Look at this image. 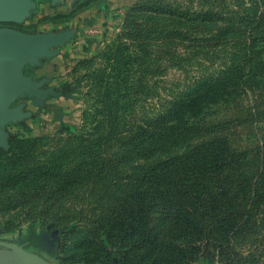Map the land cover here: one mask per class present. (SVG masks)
Listing matches in <instances>:
<instances>
[{
    "label": "rangeland",
    "instance_id": "1",
    "mask_svg": "<svg viewBox=\"0 0 264 264\" xmlns=\"http://www.w3.org/2000/svg\"><path fill=\"white\" fill-rule=\"evenodd\" d=\"M63 2L34 0L37 12L23 23L0 26L82 27L67 21L79 0ZM109 23L74 32L61 48L49 85L69 92L57 111L27 129L4 128L17 144L9 156L0 150V241L47 237L49 253L29 249L50 264H264L262 201L242 225L250 203L227 195L213 216L223 214L215 228L225 230L200 238L165 208L170 185L151 173L191 145L222 138L244 155L251 182L264 185V0H132ZM172 111L193 128L190 138L158 142ZM134 212L138 221L126 228ZM138 226L142 233H129ZM205 245L212 254L192 250Z\"/></svg>",
    "mask_w": 264,
    "mask_h": 264
},
{
    "label": "trees",
    "instance_id": "2",
    "mask_svg": "<svg viewBox=\"0 0 264 264\" xmlns=\"http://www.w3.org/2000/svg\"><path fill=\"white\" fill-rule=\"evenodd\" d=\"M62 1L63 0H53L51 2L53 4H58ZM75 1L76 0H74V2ZM30 2L34 4V0H30ZM25 3V0H0V14H2L3 17L2 21H5L9 17L13 18L18 16ZM32 11H34V5H32L27 11V14L24 15L23 21L17 24H21L29 18ZM0 24L11 23L6 22ZM0 29H10L24 35L45 34L37 31L31 32L23 29L9 28L7 26H0ZM69 33H62L60 35L57 46H62L69 41ZM54 55L55 52L52 51L51 57ZM39 61L40 59L38 63ZM0 66L4 70H7V68H16L15 66H10L9 61L2 62ZM23 70L24 67L20 70L21 77L29 78L25 75ZM3 86L8 92L9 89L13 88V82L3 81ZM37 88L40 91L39 98L29 96L26 93H16L8 109H14L15 106H13V103L20 98H28L33 100L35 104H39L47 96H64L69 92L67 88L62 90L52 88L43 89L39 83ZM192 101L193 99H186L184 103H187V106H191ZM178 105L179 103H176L174 106ZM47 110L56 112L57 108L48 106ZM168 116L170 124L167 128H164L163 132L159 133L160 137L156 141L164 142L166 139L177 140L179 138H190L189 129L193 128L189 127L188 129H184L180 127V114L172 111ZM25 117L26 114L23 113V119ZM23 119L15 121L13 124L21 127L23 126ZM0 130H4V128L0 126ZM200 130L201 132L197 131L196 135L202 136L206 133L204 129ZM3 138L5 139V144L4 146H0V150L9 156L15 152L14 148L17 144V136L12 133L4 132ZM243 167H245L244 155L234 152L226 139L209 138L187 147L179 155L171 156L157 163L151 170V173L154 179L166 177L167 184L170 185L167 186V196H173V198L168 199L167 196L161 198L167 199L166 203L168 207L165 208L171 211L175 219H178L180 224L184 225L191 234L197 235L200 238H208L212 231L216 229L225 230L226 228V226L215 228L216 226H221L223 214L218 215L214 222L213 216L216 215L214 207L218 206L220 204L219 202L227 195L236 193L235 196L237 198L241 197L242 200L249 201L250 205L248 209L241 213V217H239V220H243L242 225L246 224L248 220H251L255 205L260 204L262 201V207H264V185L261 187L254 179L251 182L247 176V171H244ZM263 173L264 166H262V174ZM154 184L159 185L160 183L154 181ZM158 188L159 186L153 187V191H157ZM156 200L158 201L160 199L158 198ZM238 214L240 213H237V215ZM137 221L138 217L134 212L130 217L124 220V224L126 228L131 229L136 225L135 222ZM229 222L232 221H228V223ZM142 231L143 228H139L138 226L136 232L129 233L135 235L136 233H142ZM201 247L202 246L192 250L195 252L198 251V256L204 254V252L206 256L212 254V251L208 249L207 245L204 246L205 251L204 248ZM114 263L115 262H113V264Z\"/></svg>",
    "mask_w": 264,
    "mask_h": 264
},
{
    "label": "water",
    "instance_id": "3",
    "mask_svg": "<svg viewBox=\"0 0 264 264\" xmlns=\"http://www.w3.org/2000/svg\"><path fill=\"white\" fill-rule=\"evenodd\" d=\"M26 3L22 11L15 17H9L5 21L0 14V23H20L23 21L24 15L34 4L30 0ZM53 1V0H51ZM59 1V0H54ZM66 33V32H65ZM62 33H45L36 35H24L10 29H0V64L9 61L10 66L16 68L4 70L0 66V126L5 128L15 121L23 119L21 105L15 106L9 110L8 106L13 100L16 93H26L36 98L40 97V91L37 86L40 82L33 81L29 78H22L20 70L24 65L36 66L38 60L48 59L51 57L52 51L56 54V48ZM73 30L70 31V37ZM69 37V38H70ZM14 70V71H13ZM3 81L13 82V88L7 92L3 86ZM4 130H0V146H4L5 139ZM4 256H0V264H50L38 257L37 255L25 250L24 248L11 243L0 241Z\"/></svg>",
    "mask_w": 264,
    "mask_h": 264
},
{
    "label": "crops",
    "instance_id": "4",
    "mask_svg": "<svg viewBox=\"0 0 264 264\" xmlns=\"http://www.w3.org/2000/svg\"><path fill=\"white\" fill-rule=\"evenodd\" d=\"M44 1V0H40ZM64 5L71 6V4H77L74 0H64ZM62 3V4H63ZM132 3V0H79L77 6V12L73 14L70 18L67 19L69 24H74L75 22L79 21L78 24H82L83 26L75 29H64V31H72L79 32L77 34H82L85 31H88L96 26H106L109 23V20L112 19V16H116L121 9H125ZM62 4H60L62 6ZM33 12V11H32ZM31 12V13H32ZM37 9H34L33 13H36ZM58 14V12L56 13ZM80 15V16H79ZM79 16V19L76 18ZM59 17V15H57ZM76 24V23H75ZM74 26V25H73ZM63 30V29H60ZM60 33H65L60 31ZM67 43V42H66ZM65 43V44H66ZM64 44V45H65ZM57 47L56 54L48 59H41L39 63L35 66L33 76L30 75V79L36 82H40L43 89L52 88L51 85L53 84L50 75L55 74V65L60 61L59 56L61 54V48ZM50 78H49V77ZM51 84V85H49ZM64 98L63 95L61 96H47L41 103L35 104L33 100H30L21 106V110L23 113L26 114V117L23 119V126H17V130L20 129H27L29 128V123L33 121H37V119L48 118V116L53 115L54 111L47 110L49 104H52L54 107L57 108L58 101ZM28 122V123H27ZM15 128V124H10ZM3 249L0 248V256H4L5 253H2Z\"/></svg>",
    "mask_w": 264,
    "mask_h": 264
},
{
    "label": "flooded vegetation",
    "instance_id": "5",
    "mask_svg": "<svg viewBox=\"0 0 264 264\" xmlns=\"http://www.w3.org/2000/svg\"><path fill=\"white\" fill-rule=\"evenodd\" d=\"M57 90H62V89L59 88ZM52 242H54V241L49 240V238H47V237L46 238L43 237L40 240L37 239L36 237H31L29 239H26V241H22L21 243H19L18 246H20V247L24 248L25 250H27V251H29V252H31V253L36 255L35 252H33L32 250L29 249V246H31V245L37 246L40 249V251H44L46 253H49L50 252V248H48V245L49 244H53ZM0 248H2V247H0ZM38 257H40V256H38Z\"/></svg>",
    "mask_w": 264,
    "mask_h": 264
},
{
    "label": "built area",
    "instance_id": "6",
    "mask_svg": "<svg viewBox=\"0 0 264 264\" xmlns=\"http://www.w3.org/2000/svg\"><path fill=\"white\" fill-rule=\"evenodd\" d=\"M88 32L93 33L95 32L93 29L88 30Z\"/></svg>",
    "mask_w": 264,
    "mask_h": 264
}]
</instances>
